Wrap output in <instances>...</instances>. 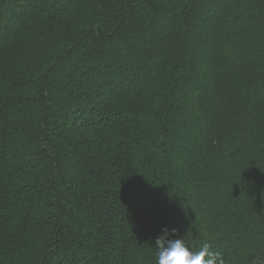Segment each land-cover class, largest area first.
<instances>
[{
	"label": "trees",
	"instance_id": "1",
	"mask_svg": "<svg viewBox=\"0 0 264 264\" xmlns=\"http://www.w3.org/2000/svg\"><path fill=\"white\" fill-rule=\"evenodd\" d=\"M165 226L264 264V0H0V264H156Z\"/></svg>",
	"mask_w": 264,
	"mask_h": 264
},
{
	"label": "clouds",
	"instance_id": "2",
	"mask_svg": "<svg viewBox=\"0 0 264 264\" xmlns=\"http://www.w3.org/2000/svg\"><path fill=\"white\" fill-rule=\"evenodd\" d=\"M176 229H171L175 234ZM167 226L162 234L156 238V264H225L220 252L214 251L208 244L199 250L191 249L183 238H169Z\"/></svg>",
	"mask_w": 264,
	"mask_h": 264
}]
</instances>
